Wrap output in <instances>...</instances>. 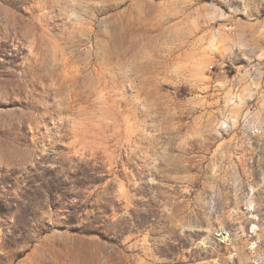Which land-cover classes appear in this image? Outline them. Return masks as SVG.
Wrapping results in <instances>:
<instances>
[{
	"label": "rangeland",
	"instance_id": "374dc122",
	"mask_svg": "<svg viewBox=\"0 0 264 264\" xmlns=\"http://www.w3.org/2000/svg\"><path fill=\"white\" fill-rule=\"evenodd\" d=\"M0 264H264V0H0Z\"/></svg>",
	"mask_w": 264,
	"mask_h": 264
}]
</instances>
